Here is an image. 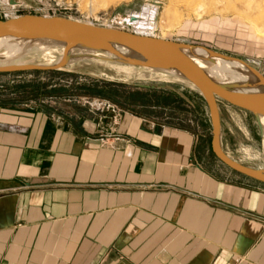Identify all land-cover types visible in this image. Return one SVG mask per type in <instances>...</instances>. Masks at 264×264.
Here are the masks:
<instances>
[{
	"label": "crops",
	"instance_id": "0c3cea01",
	"mask_svg": "<svg viewBox=\"0 0 264 264\" xmlns=\"http://www.w3.org/2000/svg\"><path fill=\"white\" fill-rule=\"evenodd\" d=\"M108 106L0 107V264H264V183L206 131Z\"/></svg>",
	"mask_w": 264,
	"mask_h": 264
},
{
	"label": "rangeland",
	"instance_id": "374dc122",
	"mask_svg": "<svg viewBox=\"0 0 264 264\" xmlns=\"http://www.w3.org/2000/svg\"><path fill=\"white\" fill-rule=\"evenodd\" d=\"M157 1L163 4L150 3ZM30 13L60 15L203 45L246 61L264 77V0H0V20ZM132 15L136 18L131 19ZM144 28L146 31L141 33ZM61 53L60 46L51 50L32 47L14 64L46 65L50 60H59ZM72 54L78 59L60 70L0 73V107H38L45 112L97 118L108 112V105H115L116 110L119 107L180 127L206 131L209 156L216 158L211 147L209 108L204 95L191 81L155 71L164 69L113 61L115 57L104 52L76 48ZM154 103L158 107L153 108ZM201 108L205 109L206 123L201 121ZM219 108L223 149L242 164L264 169V126L260 119L224 101L219 102Z\"/></svg>",
	"mask_w": 264,
	"mask_h": 264
},
{
	"label": "water",
	"instance_id": "95a60500",
	"mask_svg": "<svg viewBox=\"0 0 264 264\" xmlns=\"http://www.w3.org/2000/svg\"><path fill=\"white\" fill-rule=\"evenodd\" d=\"M156 6L162 3L157 1ZM136 16L132 15L131 19ZM51 40L62 43L63 57L58 65L17 64L3 65L0 73L32 70H60L71 63L76 48L90 49L113 55V61L139 67L164 70H177L186 80L191 81L204 95L212 122L211 147L216 158L230 169L264 183V169H257L231 158L223 149L221 108L224 101L244 111H249L260 119L264 117V87L254 88L242 85H225L212 80L205 68L201 67L186 52L193 44L165 39L160 36L138 34L113 26H98L63 16L25 14L15 18L0 20V40ZM223 58H232L213 51ZM102 59L105 57H99ZM259 74V73H258ZM264 79V77L261 75ZM147 86V85H146ZM143 86V87H146Z\"/></svg>",
	"mask_w": 264,
	"mask_h": 264
},
{
	"label": "bare ground",
	"instance_id": "6f19581e",
	"mask_svg": "<svg viewBox=\"0 0 264 264\" xmlns=\"http://www.w3.org/2000/svg\"><path fill=\"white\" fill-rule=\"evenodd\" d=\"M150 3L152 5H155L152 2ZM145 31L146 28L141 29V33H144ZM59 46L62 50L60 59L55 62H53V60H50L49 63L46 65H58L60 63L64 51V46L62 43H57L48 39L31 41L18 39H2L0 40V67H3V65L23 64L21 62L14 64V62H16L17 59L21 58V56L26 54L32 47H37L39 49L46 48L48 50H51L53 47ZM55 51L57 50L55 49ZM186 52H188V54L194 59L196 63H198L199 66L205 68L209 77L212 80L218 81L221 84L225 85H246L248 87L254 88L264 87V79L261 77V74H258L257 70L253 66L249 65L246 61H243L233 56L232 58H223L214 53L213 50L203 45L194 46V48L187 50ZM84 55H87V53ZM76 59H78V57H74L71 62ZM124 68L130 67L124 66ZM155 71L158 74H165L181 80L184 78V76L179 71L174 69L170 71ZM155 74L156 73H154L153 75ZM260 121L262 123V126H264V117L260 116Z\"/></svg>",
	"mask_w": 264,
	"mask_h": 264
}]
</instances>
